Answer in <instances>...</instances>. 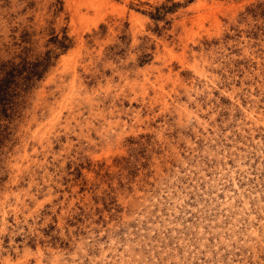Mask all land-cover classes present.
Here are the masks:
<instances>
[{"label": "rangeland", "instance_id": "374dc122", "mask_svg": "<svg viewBox=\"0 0 264 264\" xmlns=\"http://www.w3.org/2000/svg\"><path fill=\"white\" fill-rule=\"evenodd\" d=\"M48 49L0 117V264L149 235L169 264H264V0H0V67Z\"/></svg>", "mask_w": 264, "mask_h": 264}, {"label": "trees", "instance_id": "16d2710c", "mask_svg": "<svg viewBox=\"0 0 264 264\" xmlns=\"http://www.w3.org/2000/svg\"><path fill=\"white\" fill-rule=\"evenodd\" d=\"M50 42L59 52L67 50L70 46L69 38L63 33L61 38L54 35ZM59 54L54 49H48L43 54L27 59L19 57V61H6L0 67V117L8 115V109L13 111L17 106L14 98H18L22 92L32 87L35 80L40 79L48 68L53 65ZM11 100V101H10ZM10 105L8 106V104ZM4 128L0 124V136Z\"/></svg>", "mask_w": 264, "mask_h": 264}, {"label": "clouds", "instance_id": "9594fccd", "mask_svg": "<svg viewBox=\"0 0 264 264\" xmlns=\"http://www.w3.org/2000/svg\"><path fill=\"white\" fill-rule=\"evenodd\" d=\"M221 150L223 151V146L221 145ZM229 156L231 157V153L229 151ZM219 163L224 162V156L221 155L218 158ZM21 207H16L10 205V212L8 210L4 211V215H14L16 213H20L21 215H24L25 211L27 212V215H25L23 221H17L18 224L20 223H27L28 222V216H33L36 219H39L38 216V210L42 207L41 204H38L34 208H29L27 204H25L23 201L19 202ZM35 225H30L31 231L35 232ZM123 231V230H122ZM5 232L4 228H0V244L3 243V234ZM23 232V228H19L17 230H13L11 235L15 236L17 234H20ZM63 235V233H61ZM145 235H148L145 233ZM118 239L123 241L124 237L122 232L117 234ZM156 240V236H148V239L145 240L143 237L140 238V243L136 244L134 246L135 253L134 255H127L126 252L122 254H117L116 258V264H124V261H121L119 259L120 255H124V260H131L132 264H169L170 259H179L178 256H170L169 253H171L172 249L165 247H161L160 245H157L154 243ZM171 240V237L169 238V241ZM115 243V241H113ZM104 245H100L101 250L103 249ZM80 252L82 253L81 257L73 256L72 257V264H86V262L83 261V257H87V260L91 262V264H97V261H99L101 258L99 255H92L89 256L88 252L84 251L83 249H80ZM155 253V255H154Z\"/></svg>", "mask_w": 264, "mask_h": 264}]
</instances>
